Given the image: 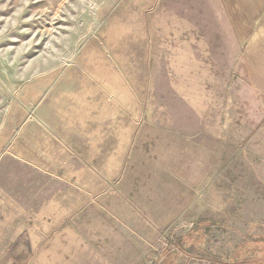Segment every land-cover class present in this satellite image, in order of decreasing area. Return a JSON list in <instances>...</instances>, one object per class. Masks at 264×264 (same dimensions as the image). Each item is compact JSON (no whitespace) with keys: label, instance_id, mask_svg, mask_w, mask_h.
Here are the masks:
<instances>
[{"label":"rangeland","instance_id":"rangeland-1","mask_svg":"<svg viewBox=\"0 0 264 264\" xmlns=\"http://www.w3.org/2000/svg\"><path fill=\"white\" fill-rule=\"evenodd\" d=\"M220 19L0 0V264H264V96Z\"/></svg>","mask_w":264,"mask_h":264},{"label":"crops","instance_id":"crops-1","mask_svg":"<svg viewBox=\"0 0 264 264\" xmlns=\"http://www.w3.org/2000/svg\"><path fill=\"white\" fill-rule=\"evenodd\" d=\"M222 22L241 48L245 75L264 96V0H216Z\"/></svg>","mask_w":264,"mask_h":264},{"label":"trees","instance_id":"trees-1","mask_svg":"<svg viewBox=\"0 0 264 264\" xmlns=\"http://www.w3.org/2000/svg\"><path fill=\"white\" fill-rule=\"evenodd\" d=\"M192 233L194 232V231H191ZM203 235V234H202ZM205 235V234H204ZM204 235H203V237H204ZM190 235L188 234V236L186 237V240L188 239V238H190L189 237ZM202 237V236H201ZM191 243V242H190Z\"/></svg>","mask_w":264,"mask_h":264}]
</instances>
